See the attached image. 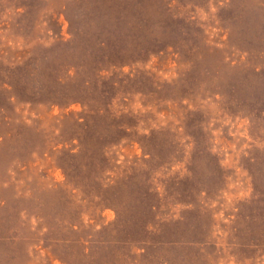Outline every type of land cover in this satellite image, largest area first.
Wrapping results in <instances>:
<instances>
[{"label": "rangeland", "instance_id": "obj_1", "mask_svg": "<svg viewBox=\"0 0 264 264\" xmlns=\"http://www.w3.org/2000/svg\"><path fill=\"white\" fill-rule=\"evenodd\" d=\"M0 264H264V0H0Z\"/></svg>", "mask_w": 264, "mask_h": 264}]
</instances>
